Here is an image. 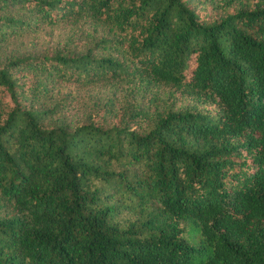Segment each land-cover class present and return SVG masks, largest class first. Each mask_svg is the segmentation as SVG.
Segmentation results:
<instances>
[{
    "label": "trees",
    "instance_id": "obj_1",
    "mask_svg": "<svg viewBox=\"0 0 264 264\" xmlns=\"http://www.w3.org/2000/svg\"><path fill=\"white\" fill-rule=\"evenodd\" d=\"M0 264H264V0H0Z\"/></svg>",
    "mask_w": 264,
    "mask_h": 264
}]
</instances>
